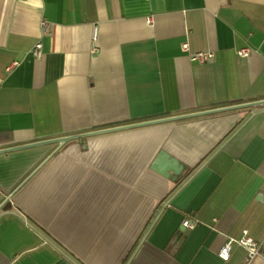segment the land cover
<instances>
[{
  "label": "crops",
  "instance_id": "1",
  "mask_svg": "<svg viewBox=\"0 0 264 264\" xmlns=\"http://www.w3.org/2000/svg\"><path fill=\"white\" fill-rule=\"evenodd\" d=\"M262 98L264 0H0V148ZM55 147L0 154V264L264 250V106L70 140L37 167Z\"/></svg>",
  "mask_w": 264,
  "mask_h": 264
},
{
  "label": "water",
  "instance_id": "2",
  "mask_svg": "<svg viewBox=\"0 0 264 264\" xmlns=\"http://www.w3.org/2000/svg\"><path fill=\"white\" fill-rule=\"evenodd\" d=\"M260 106H264V98L257 99V100L238 102V103L228 104V105H223V106H217V107H213V108H207V109L197 110V111H193V112H187V113H183V114H175V115H171V116H164V117H159V118L147 119V120H143V121H139V122L121 124V125H117V126H111V127H107V128L90 130V131H86V132L68 134V135L58 136V137H54V138H46V139H42V140H36L33 142H29V143L18 144V145L6 147V148H0V154H5L8 152L32 148V147L56 144L55 149L43 160V162H41L37 166V167H39L60 146H62L64 143H66L70 140H74V139L80 140L84 137H89V136L103 134V133H109V132H114V131H120V130L135 128V127H142V126L154 125V124L165 123V122H172V121H177V120H181V119H185V118L202 116V115L218 113V112H223V111L250 108V107H260Z\"/></svg>",
  "mask_w": 264,
  "mask_h": 264
},
{
  "label": "built area",
  "instance_id": "3",
  "mask_svg": "<svg viewBox=\"0 0 264 264\" xmlns=\"http://www.w3.org/2000/svg\"><path fill=\"white\" fill-rule=\"evenodd\" d=\"M147 23H152V17L148 16L145 18ZM49 31V26L48 23L45 20H41V33L43 34H47ZM96 33H97V28L96 26H94L93 28V33H92V41L95 42L96 39ZM41 47L42 44L40 42V40H38L34 46L32 47V49L30 50L32 55L36 58H39L42 54L41 52ZM181 50L183 52H186L188 58L191 61H196V62H205V61H209L211 59H213L214 54L211 51H189V47H188V43L186 41L182 42L181 45ZM92 50H95V46L92 43ZM250 53L249 49L244 47V48H240L239 50H237V54L239 56H243L246 57L248 56ZM15 62L12 64L14 65ZM195 221L190 220L189 218H186L182 224L188 228H191L194 226ZM232 242H238L239 244H241L242 246H244L247 250V257H246V264H248L251 259L257 255H264V250H262L260 248V246L250 237L248 236H243L241 239L236 240L234 238H230L228 240V242L220 249L219 251V255L222 257H227L228 256V252L230 250L231 244Z\"/></svg>",
  "mask_w": 264,
  "mask_h": 264
},
{
  "label": "trees",
  "instance_id": "4",
  "mask_svg": "<svg viewBox=\"0 0 264 264\" xmlns=\"http://www.w3.org/2000/svg\"><path fill=\"white\" fill-rule=\"evenodd\" d=\"M228 103H235V101H230V102H228Z\"/></svg>",
  "mask_w": 264,
  "mask_h": 264
}]
</instances>
